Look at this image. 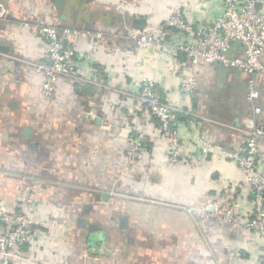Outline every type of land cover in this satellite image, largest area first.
Here are the masks:
<instances>
[{
	"label": "crops",
	"instance_id": "crops-1",
	"mask_svg": "<svg viewBox=\"0 0 264 264\" xmlns=\"http://www.w3.org/2000/svg\"><path fill=\"white\" fill-rule=\"evenodd\" d=\"M4 1L0 202L8 212L34 202L33 239L14 264H259L264 239L209 214L225 189L236 190L241 215L251 209V191L237 188L244 174L227 153L257 119L264 127V77L256 81V116L241 71L200 63L194 90L182 94L187 58L128 38L175 11L194 21L214 17L222 0H63L62 7L55 0ZM94 4L99 9L89 11ZM36 23L74 30L67 44L92 53L76 58L75 78L58 80L53 97L40 90L35 64L45 53ZM144 76L179 109V139L198 164L168 160L158 122L135 99ZM129 135L144 138L140 160L124 159ZM258 144L264 151V138Z\"/></svg>",
	"mask_w": 264,
	"mask_h": 264
},
{
	"label": "built area",
	"instance_id": "built-area-1",
	"mask_svg": "<svg viewBox=\"0 0 264 264\" xmlns=\"http://www.w3.org/2000/svg\"><path fill=\"white\" fill-rule=\"evenodd\" d=\"M262 1L222 0L220 12L216 16L197 21L175 11L157 26L132 29L128 38L134 46H155L175 55L183 54L187 58L191 74L180 80L178 91L182 94L194 90V73L200 63L219 64L241 71L246 76L245 99L257 116L261 107L257 103L260 92L256 81L258 76L264 77ZM4 13V0H0V19ZM34 26L45 53V59L35 64L36 70L43 77L40 90L44 96L53 97L58 80L75 78L76 58L86 61L92 53L90 51L82 55L75 46L67 44L66 36L74 33V30L44 23H36ZM95 37L101 40L103 34L96 33ZM135 99L158 122L159 138L168 146V160L172 163L184 160L192 165L198 164L200 159L193 156L179 139L176 119L179 109L159 97L153 79L146 76L140 79ZM257 122L243 138L241 146L227 153L236 161L245 177L243 183L237 184V188L251 191L250 211L241 215L235 204L236 190L225 189L212 201L209 216L226 222L231 228L264 239V151L258 144V140L264 138V127L258 119ZM143 143L142 136L127 137L128 147L124 152L126 162L143 157ZM33 209L34 202H28L24 211L8 212L0 202V264H14L22 258L21 248L33 239L28 221ZM259 264H264V254L260 256Z\"/></svg>",
	"mask_w": 264,
	"mask_h": 264
},
{
	"label": "water",
	"instance_id": "water-1",
	"mask_svg": "<svg viewBox=\"0 0 264 264\" xmlns=\"http://www.w3.org/2000/svg\"><path fill=\"white\" fill-rule=\"evenodd\" d=\"M4 3H5V1H4ZM55 4H56L57 7H62L63 0H55ZM134 25L137 26V27H140V22L139 21H135ZM211 210H212V207H211Z\"/></svg>",
	"mask_w": 264,
	"mask_h": 264
},
{
	"label": "rangeland",
	"instance_id": "rangeland-1",
	"mask_svg": "<svg viewBox=\"0 0 264 264\" xmlns=\"http://www.w3.org/2000/svg\"><path fill=\"white\" fill-rule=\"evenodd\" d=\"M133 1H134V2H135V1L140 2V0H133ZM89 2H92V1H89ZM133 5H137V4L134 3ZM99 6H100V5H98V4H97V5H96V4H94V5H89V6H88V10L90 11V10L93 9V8H95L94 10H97V9H99ZM96 33H99V32L97 31ZM95 35H96V34H95ZM6 152H9V151L6 150Z\"/></svg>",
	"mask_w": 264,
	"mask_h": 264
}]
</instances>
